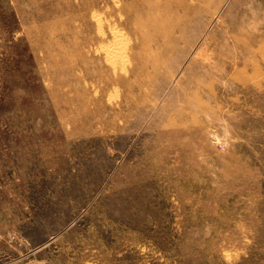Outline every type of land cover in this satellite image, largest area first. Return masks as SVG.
Segmentation results:
<instances>
[{
  "label": "rangeland",
  "instance_id": "obj_1",
  "mask_svg": "<svg viewBox=\"0 0 264 264\" xmlns=\"http://www.w3.org/2000/svg\"><path fill=\"white\" fill-rule=\"evenodd\" d=\"M0 264H264V0H0Z\"/></svg>",
  "mask_w": 264,
  "mask_h": 264
}]
</instances>
